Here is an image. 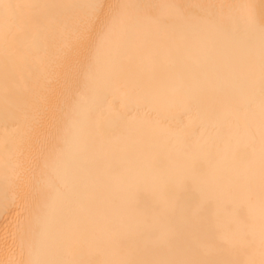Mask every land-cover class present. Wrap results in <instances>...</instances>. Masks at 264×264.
<instances>
[{"label":"bare ground","instance_id":"bare-ground-1","mask_svg":"<svg viewBox=\"0 0 264 264\" xmlns=\"http://www.w3.org/2000/svg\"><path fill=\"white\" fill-rule=\"evenodd\" d=\"M12 2L39 7L0 36V264H260L261 38L239 6L264 0ZM121 4L168 21L124 31Z\"/></svg>","mask_w":264,"mask_h":264},{"label":"snow or ice","instance_id":"snow-or-ice-1","mask_svg":"<svg viewBox=\"0 0 264 264\" xmlns=\"http://www.w3.org/2000/svg\"><path fill=\"white\" fill-rule=\"evenodd\" d=\"M39 7L34 4L26 3H13L12 0H0V36L3 37L7 44L10 40L15 39L16 33L13 32V27L17 24L20 27H24L30 24V19L26 16V9H34ZM90 8L100 7L99 5H89ZM153 7L150 5H133V4H121L118 5V11L113 17V22H118L121 25L122 30H136L143 31L145 29L160 28L165 25L168 21V17L165 16H153L145 17L143 9ZM160 8L176 9L177 15L179 16L178 5H160ZM208 7H220L209 5ZM231 7V6H228ZM243 9L242 21L244 27L249 32H254L257 24H259V32L261 38V51H260V70H261V87L264 91V12L261 13L259 21L257 20L254 6L251 4H244L239 6ZM83 33L81 34V36ZM251 190H249V197L251 196ZM260 231H261V246L264 248V157H262V180H261V191H260ZM55 264H79L76 261H63L55 262ZM111 264H149L144 261H132V260H118L113 261ZM151 264H210L208 261H185V260H171V261H159L151 262ZM253 264V262H248ZM260 264H264V259L261 260Z\"/></svg>","mask_w":264,"mask_h":264}]
</instances>
